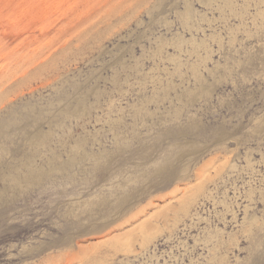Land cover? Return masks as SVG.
<instances>
[{
  "label": "rangeland",
  "instance_id": "rangeland-1",
  "mask_svg": "<svg viewBox=\"0 0 264 264\" xmlns=\"http://www.w3.org/2000/svg\"><path fill=\"white\" fill-rule=\"evenodd\" d=\"M0 264H264V0H0Z\"/></svg>",
  "mask_w": 264,
  "mask_h": 264
},
{
  "label": "bare ground",
  "instance_id": "bare-ground-1",
  "mask_svg": "<svg viewBox=\"0 0 264 264\" xmlns=\"http://www.w3.org/2000/svg\"><path fill=\"white\" fill-rule=\"evenodd\" d=\"M31 174H34V172L31 173ZM34 176H35V175H34ZM34 176H32V178H33ZM30 180H32V179H30ZM15 182H16V183H19V182L21 183V181H20L19 179H16Z\"/></svg>",
  "mask_w": 264,
  "mask_h": 264
}]
</instances>
